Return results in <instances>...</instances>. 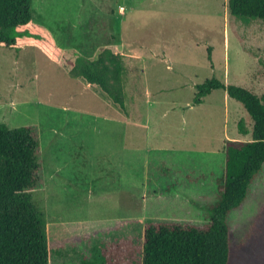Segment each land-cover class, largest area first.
Instances as JSON below:
<instances>
[{
    "label": "rangeland",
    "instance_id": "rangeland-1",
    "mask_svg": "<svg viewBox=\"0 0 264 264\" xmlns=\"http://www.w3.org/2000/svg\"><path fill=\"white\" fill-rule=\"evenodd\" d=\"M227 4L32 0L33 20L60 58L32 45L0 47V124L38 135L31 193L49 264H139L145 224L208 223L223 141L248 139L238 122L252 123L221 90L194 106L196 86L216 79L264 93V23L229 19ZM89 18L100 34L75 35L69 26ZM108 53L122 66V105L70 74L76 64L115 70ZM227 222L235 262L264 264V167Z\"/></svg>",
    "mask_w": 264,
    "mask_h": 264
},
{
    "label": "trees",
    "instance_id": "trees-1",
    "mask_svg": "<svg viewBox=\"0 0 264 264\" xmlns=\"http://www.w3.org/2000/svg\"><path fill=\"white\" fill-rule=\"evenodd\" d=\"M31 2L0 0V47L17 50L32 45L58 62L60 50L33 22ZM227 8L229 19L264 23V0H228ZM113 56L108 53V61L115 62ZM115 63V70L76 64L70 74L98 86L108 100L122 105V66ZM216 90L242 106L252 125L247 129L241 119L238 132L249 138L223 141L224 168L217 179L216 200L207 207L208 223L201 228L145 224L139 264H237L227 219L246 201L251 184L264 167V93L257 96L242 87L210 79L196 86L192 104H201ZM39 152L33 127L10 129L0 124V264H49L44 214L31 193L39 185Z\"/></svg>",
    "mask_w": 264,
    "mask_h": 264
},
{
    "label": "crops",
    "instance_id": "crops-1",
    "mask_svg": "<svg viewBox=\"0 0 264 264\" xmlns=\"http://www.w3.org/2000/svg\"><path fill=\"white\" fill-rule=\"evenodd\" d=\"M32 19H33V16H32ZM90 21H91L90 18L88 19L87 22H86V20H85V22H83V21H77V23L76 22L74 23V26H69V27L75 29V31H76L75 32V35H83V36H90V35L96 36V35H99L100 34L99 31H93V30H91L90 26L88 25V23ZM33 22H34V20H33ZM46 22L48 23L49 21H46ZM37 26L40 27L39 25H37ZM46 33L49 35L48 32H46ZM105 34L106 35H109L110 33L109 34L105 33ZM105 34H103V35H105ZM237 140H238V138H237Z\"/></svg>",
    "mask_w": 264,
    "mask_h": 264
}]
</instances>
